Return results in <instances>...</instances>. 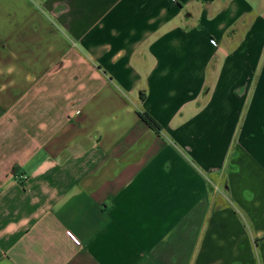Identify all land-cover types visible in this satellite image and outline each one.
Wrapping results in <instances>:
<instances>
[{"label": "crops", "instance_id": "0c3cea01", "mask_svg": "<svg viewBox=\"0 0 264 264\" xmlns=\"http://www.w3.org/2000/svg\"><path fill=\"white\" fill-rule=\"evenodd\" d=\"M0 264H264V0H0Z\"/></svg>", "mask_w": 264, "mask_h": 264}, {"label": "trees", "instance_id": "16d2710c", "mask_svg": "<svg viewBox=\"0 0 264 264\" xmlns=\"http://www.w3.org/2000/svg\"><path fill=\"white\" fill-rule=\"evenodd\" d=\"M140 119L153 131L157 132L159 130L156 123L145 113H139Z\"/></svg>", "mask_w": 264, "mask_h": 264}, {"label": "built area", "instance_id": "2783aa9c", "mask_svg": "<svg viewBox=\"0 0 264 264\" xmlns=\"http://www.w3.org/2000/svg\"><path fill=\"white\" fill-rule=\"evenodd\" d=\"M213 46H214V44H212ZM70 237H71V235H70ZM72 238V237H71ZM73 239V238H72ZM73 241L75 242V243H77V241L75 240V239H73Z\"/></svg>", "mask_w": 264, "mask_h": 264}]
</instances>
